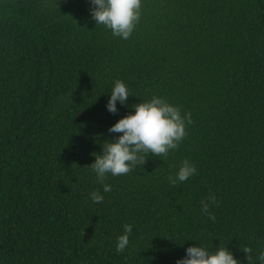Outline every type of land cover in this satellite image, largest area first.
Wrapping results in <instances>:
<instances>
[{
	"label": "trees",
	"instance_id": "obj_1",
	"mask_svg": "<svg viewBox=\"0 0 264 264\" xmlns=\"http://www.w3.org/2000/svg\"><path fill=\"white\" fill-rule=\"evenodd\" d=\"M0 264H264V0H0Z\"/></svg>",
	"mask_w": 264,
	"mask_h": 264
}]
</instances>
